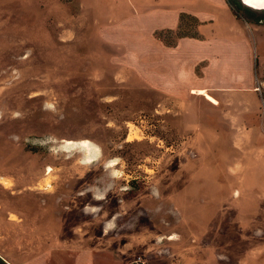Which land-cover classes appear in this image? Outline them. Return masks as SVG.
<instances>
[{"label": "rangeland", "instance_id": "rangeland-1", "mask_svg": "<svg viewBox=\"0 0 264 264\" xmlns=\"http://www.w3.org/2000/svg\"><path fill=\"white\" fill-rule=\"evenodd\" d=\"M123 4L0 0V264H264V25L184 0L199 21L158 41Z\"/></svg>", "mask_w": 264, "mask_h": 264}, {"label": "crops", "instance_id": "crops-1", "mask_svg": "<svg viewBox=\"0 0 264 264\" xmlns=\"http://www.w3.org/2000/svg\"><path fill=\"white\" fill-rule=\"evenodd\" d=\"M124 1L126 2V5L123 4L121 8H126L127 6L130 7L133 6L134 4L138 6L140 2V0H124ZM165 1L168 0H157L156 6H154L152 9L147 11L142 10V7L140 5L139 8L141 10L140 9L137 10L134 8L131 9L130 7V9L137 14L136 19H133V17L132 18L129 17V19H125V20L126 21L137 20V22L140 20H142V22L145 21L146 26H143L142 30L143 31L146 30V33H149L155 39L154 36L157 33L178 29L179 16L181 14L191 16L193 18L195 17L198 20L202 14V12H198L190 8L182 7L181 6L182 4L180 3H182L184 0L183 1L180 0V2H176L173 5H164L163 3ZM118 3L119 2L117 1V5ZM172 7H176V8H174L173 10ZM107 9L110 8L107 7L106 10ZM123 17L127 18L128 16H123ZM123 17L121 18V20L124 22ZM132 26H133V30L130 32V34H133L136 37L142 35L140 32H138L139 29L137 28L138 24L137 25L132 24ZM135 27L137 30L134 29ZM212 39H202V40L179 39L175 47H167V48H174L179 50L181 46L184 45V43H186L187 45H194L195 43H197L199 45L205 42L207 43V41ZM176 71L179 72V63L176 66ZM126 252H128L126 256H123ZM129 252H130L129 250L114 245L113 243L112 245L108 243L107 246L101 248L92 247V248L73 249L69 247L67 248L50 247L44 250V252L41 251L40 255H38L35 258L33 264H130L134 260H130L131 254ZM152 257L153 260L156 262V256H151V258ZM145 262L146 261H144V264Z\"/></svg>", "mask_w": 264, "mask_h": 264}, {"label": "trees", "instance_id": "trees-1", "mask_svg": "<svg viewBox=\"0 0 264 264\" xmlns=\"http://www.w3.org/2000/svg\"><path fill=\"white\" fill-rule=\"evenodd\" d=\"M226 1V4L231 7L232 9V12H233V15L236 17V18H242L244 21H246L247 23H251V24H255V25H264V15H258V14H255L253 12H250L248 10H245L243 9L241 6H239L237 3L233 2V0H225ZM184 18H191L195 21H199L197 18H193L191 16H187V15H184V14H181L179 16V26L182 22V20ZM157 36V34H156ZM159 39V38H158ZM179 39H196V40H202L201 38H198L196 36H180L178 37V40ZM168 47H175L176 44H167Z\"/></svg>", "mask_w": 264, "mask_h": 264}, {"label": "bare ground", "instance_id": "bare-ground-1", "mask_svg": "<svg viewBox=\"0 0 264 264\" xmlns=\"http://www.w3.org/2000/svg\"><path fill=\"white\" fill-rule=\"evenodd\" d=\"M242 1L245 3V5L247 4L248 6H250V8L253 7V9H264V0H242ZM194 93L195 94H203V92L201 90H194ZM128 140H131V139H128ZM88 160H90V159H88Z\"/></svg>", "mask_w": 264, "mask_h": 264}, {"label": "flooded vegetation", "instance_id": "flooded-vegetation-1", "mask_svg": "<svg viewBox=\"0 0 264 264\" xmlns=\"http://www.w3.org/2000/svg\"><path fill=\"white\" fill-rule=\"evenodd\" d=\"M233 2L237 3L238 5L241 4L242 8L245 10H248L250 12H253V13L261 15V16L264 15V9H252V8L244 5L241 0H233Z\"/></svg>", "mask_w": 264, "mask_h": 264}, {"label": "built area", "instance_id": "built-area-1", "mask_svg": "<svg viewBox=\"0 0 264 264\" xmlns=\"http://www.w3.org/2000/svg\"><path fill=\"white\" fill-rule=\"evenodd\" d=\"M130 264H144V263L140 258H137L133 262H131Z\"/></svg>", "mask_w": 264, "mask_h": 264}, {"label": "water", "instance_id": "water-1", "mask_svg": "<svg viewBox=\"0 0 264 264\" xmlns=\"http://www.w3.org/2000/svg\"><path fill=\"white\" fill-rule=\"evenodd\" d=\"M242 1V0H241ZM243 2V1H242ZM243 4L245 5V3L243 2ZM246 6H248L247 4H246ZM248 7H250V6H248ZM252 9H253V7H252Z\"/></svg>", "mask_w": 264, "mask_h": 264}]
</instances>
